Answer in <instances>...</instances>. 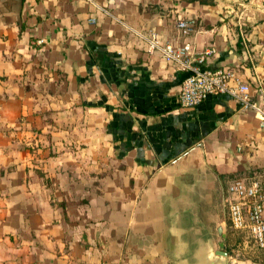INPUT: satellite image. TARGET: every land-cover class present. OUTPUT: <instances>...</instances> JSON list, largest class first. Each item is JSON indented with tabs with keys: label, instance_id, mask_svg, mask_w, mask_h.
Listing matches in <instances>:
<instances>
[{
	"label": "crops",
	"instance_id": "crops-1",
	"mask_svg": "<svg viewBox=\"0 0 264 264\" xmlns=\"http://www.w3.org/2000/svg\"><path fill=\"white\" fill-rule=\"evenodd\" d=\"M152 32L213 48L202 67L236 69L264 108V0H0V264H178L182 213L264 181L258 115L182 107Z\"/></svg>",
	"mask_w": 264,
	"mask_h": 264
},
{
	"label": "built area",
	"instance_id": "built-area-1",
	"mask_svg": "<svg viewBox=\"0 0 264 264\" xmlns=\"http://www.w3.org/2000/svg\"><path fill=\"white\" fill-rule=\"evenodd\" d=\"M178 28L184 36L191 31L184 20L179 21ZM145 38L149 53L159 51L167 62L186 73L178 96L182 107H196L210 95H228L240 103L245 111H254L264 128V108L253 98L250 84L236 69L202 67L207 55L214 52L213 48L204 54L191 56L188 43L175 45L173 42H163L158 32H152ZM226 208L231 227L248 233L258 248L264 247V181L260 178L231 181L227 187ZM229 260L230 264H239L230 256ZM249 264H264V260Z\"/></svg>",
	"mask_w": 264,
	"mask_h": 264
},
{
	"label": "water",
	"instance_id": "water-1",
	"mask_svg": "<svg viewBox=\"0 0 264 264\" xmlns=\"http://www.w3.org/2000/svg\"><path fill=\"white\" fill-rule=\"evenodd\" d=\"M199 212V207L194 206L177 219L178 264H229L225 240L220 243V249L214 248L209 229ZM218 231L226 239L223 228L219 227Z\"/></svg>",
	"mask_w": 264,
	"mask_h": 264
},
{
	"label": "rangeland",
	"instance_id": "rangeland-1",
	"mask_svg": "<svg viewBox=\"0 0 264 264\" xmlns=\"http://www.w3.org/2000/svg\"><path fill=\"white\" fill-rule=\"evenodd\" d=\"M211 202L206 203L205 218L210 230L211 241L215 249H220V243L224 241L222 233L218 231L219 227L223 228L226 237L232 240L225 244V250L229 253L232 260L239 264H249L263 259L261 249H259L254 240L246 232H241L231 227L227 215L226 197L227 193H222L218 186L212 188ZM246 262V263H245ZM230 264V262H229Z\"/></svg>",
	"mask_w": 264,
	"mask_h": 264
},
{
	"label": "trees",
	"instance_id": "trees-1",
	"mask_svg": "<svg viewBox=\"0 0 264 264\" xmlns=\"http://www.w3.org/2000/svg\"><path fill=\"white\" fill-rule=\"evenodd\" d=\"M191 1H195V0H191ZM196 1H199L201 4H203V3H206V2H212L213 3V0H210V1H208V0H196ZM186 76V73H184V75L182 76V79H181V81L183 80V78ZM225 240V244H226V246L228 245V241L229 240H232L231 239V237H226V239H224ZM259 249H261V252H262V257H263V259H261V260H264V247H262V248H259ZM226 251V250H225Z\"/></svg>",
	"mask_w": 264,
	"mask_h": 264
}]
</instances>
